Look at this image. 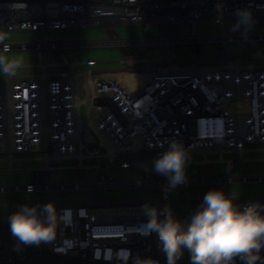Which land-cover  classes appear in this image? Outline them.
Listing matches in <instances>:
<instances>
[{"label": "built area", "instance_id": "obj_1", "mask_svg": "<svg viewBox=\"0 0 264 264\" xmlns=\"http://www.w3.org/2000/svg\"><path fill=\"white\" fill-rule=\"evenodd\" d=\"M247 5L258 23H264V0H112L110 4L0 0V31L38 32L40 36L45 31L102 27L109 35L102 41L44 43L38 37L34 44L0 45L3 53L34 50L39 57L34 64L6 65L10 71H0V176L32 177L25 185H0V194L24 193L30 196L28 203L43 204L53 193H89L80 204L52 202L64 220L52 241L17 252L11 234H6L0 264H118L108 255L109 250L119 249L130 251L127 264H167L158 237L143 227L142 204L160 207L168 203L185 220L209 189L264 184V175L237 172L244 163H264V54L256 50L248 56L259 64L237 65L223 46L264 42V34H249L244 40L238 33L197 36L193 32L199 22L231 25L235 10ZM218 19L222 22L217 23ZM158 25L187 26L192 33L185 38L172 31L167 38L121 39L114 32L117 27ZM203 44H214L224 62L209 65L200 53ZM180 45L192 48L186 66H180L175 56ZM158 46L167 49L166 55L149 58V51ZM95 48L119 50L121 68L81 70L89 63L81 61L80 55ZM71 50H81V54L68 60ZM45 51L57 61L42 62ZM211 69L215 77L205 75ZM13 70L36 72L12 74ZM173 138L189 147V166L201 168L188 176L187 184L170 190L181 195L179 200L162 191L165 178L152 172L161 146L167 147ZM200 148L210 150L202 154ZM121 159L128 161L124 166L138 168L142 177L120 180L108 176L107 171L119 167ZM69 162L73 163L65 165ZM21 163L29 165L17 166ZM217 166L223 167L220 172L207 174ZM57 171L75 172L81 180L44 181ZM185 188H203L204 192L187 200L182 192ZM120 189H147L158 199L91 201L102 192ZM235 202L264 203V196L235 197ZM181 205L191 208L182 213ZM7 217L0 216V231L9 230ZM178 264H190L187 252Z\"/></svg>", "mask_w": 264, "mask_h": 264}, {"label": "clouds", "instance_id": "obj_2", "mask_svg": "<svg viewBox=\"0 0 264 264\" xmlns=\"http://www.w3.org/2000/svg\"><path fill=\"white\" fill-rule=\"evenodd\" d=\"M229 31L247 40L258 23L250 5L237 8ZM222 20L218 19L217 23ZM0 71L10 68L0 60ZM152 161L153 172L166 180L167 194L188 182L187 168L192 162L188 146L170 139ZM166 198V195H165ZM144 229L154 233L162 245L167 264H178L185 252L190 264H264V203L238 204L235 193L222 188L209 189L195 211L185 220L178 218L168 203L160 207L141 205ZM9 232L15 241L13 250L39 246L52 241L64 220L54 204H22L7 217ZM127 249L109 250L108 259L127 264ZM138 264V262H137Z\"/></svg>", "mask_w": 264, "mask_h": 264}, {"label": "rangeland", "instance_id": "obj_3", "mask_svg": "<svg viewBox=\"0 0 264 264\" xmlns=\"http://www.w3.org/2000/svg\"><path fill=\"white\" fill-rule=\"evenodd\" d=\"M104 4H110L112 0H99ZM230 24L223 22L221 24H215L211 22H199L194 27V34L197 36H222L229 35L232 32L229 31ZM173 31L177 37H188L191 35L192 30L190 27L178 25L171 29L169 26H145V27H117L114 32L121 39L141 38V37H161L167 38ZM239 34V33H238ZM250 34H264V23H257L255 29ZM38 37L44 43L48 42H87V41H102L109 38L108 33L102 27H84L74 28L62 31H45L40 36L38 32L27 31H0V45L1 44H34L38 41ZM225 52L232 58H236L234 63L237 65H254L261 63L260 61H253L248 58L256 50L264 54V42L252 43L250 46H246L241 43L232 42L225 43ZM132 52H135L133 50ZM192 48L190 45H180L175 49V56L178 59L180 66H186L189 63V57L191 56ZM167 53V49L158 46L149 51L148 57L151 59H161ZM201 55L209 60V65H219L224 62V59L219 56V51L214 44H203L200 47ZM81 54V50H71L67 53V59L73 60ZM122 58L121 52L112 48H95L80 55L79 59L83 62L89 63L88 66L82 69L90 70H111L120 69L121 66L117 64V61ZM39 57L34 50H15L8 53L0 52V60L4 65H25L34 64L38 61ZM41 60L44 63H54L57 61L56 56L45 51L41 54ZM96 63L98 65H96ZM55 71L49 69L48 72ZM35 70H13L12 74L23 73H35ZM73 162L66 163L65 165H71ZM119 167L110 169L107 171V175L120 180H135L140 179L142 176L139 173L138 168L127 167L126 159H121L117 162ZM29 165V164H28ZM26 163L18 164L17 166H28ZM38 163H32L31 166H37ZM1 167V165H0ZM222 166H217L207 170V174H215L222 170ZM200 167L188 166L187 176H191L198 171ZM153 172V169H152ZM239 174L245 175H264V163L253 162L244 163L237 170ZM94 174V173H90ZM75 172L71 171H57L47 175L44 181L47 183H62L71 182L79 179ZM32 180L28 175H11L0 176V185H25ZM226 194L235 193V197L238 198H256L264 196V184H248V185H234L230 188L223 189ZM184 197L187 200H192L200 197L204 192L203 188H185L182 190ZM170 199L179 200L181 195L171 191L167 192ZM89 193L87 192H58L47 196V198L56 204L72 205L80 204L87 200ZM158 196L151 193L147 189H120L109 190L102 192L94 197L91 201L93 203H120V202H132V201H147L157 200ZM30 196L24 193H7L0 194V216L9 215L16 211L22 204L28 203ZM180 211L182 213L188 212L191 208L189 205H181ZM6 234H10L9 230L0 231V245L4 244ZM4 235V236H3Z\"/></svg>", "mask_w": 264, "mask_h": 264}, {"label": "bare ground", "instance_id": "obj_4", "mask_svg": "<svg viewBox=\"0 0 264 264\" xmlns=\"http://www.w3.org/2000/svg\"><path fill=\"white\" fill-rule=\"evenodd\" d=\"M41 64V63H40ZM210 71V72H209ZM207 73H205V75H208V76H211V77H215L213 73V69L209 70ZM213 75V76H212ZM127 78V77H126ZM228 92V91H227ZM235 94H238V92H235ZM234 143L236 144H239L240 145V142L238 141H234ZM210 150L209 148H200L198 151H200L202 154H205L206 151ZM238 151H241V147L238 149Z\"/></svg>", "mask_w": 264, "mask_h": 264}, {"label": "crops", "instance_id": "obj_5", "mask_svg": "<svg viewBox=\"0 0 264 264\" xmlns=\"http://www.w3.org/2000/svg\"><path fill=\"white\" fill-rule=\"evenodd\" d=\"M1 245H2V244H1ZM1 245H0V246H1Z\"/></svg>", "mask_w": 264, "mask_h": 264}, {"label": "snow or ice", "instance_id": "obj_6", "mask_svg": "<svg viewBox=\"0 0 264 264\" xmlns=\"http://www.w3.org/2000/svg\"><path fill=\"white\" fill-rule=\"evenodd\" d=\"M83 214V213H82Z\"/></svg>", "mask_w": 264, "mask_h": 264}]
</instances>
